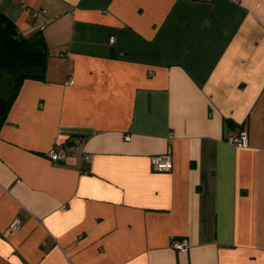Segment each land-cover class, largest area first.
Listing matches in <instances>:
<instances>
[{
    "label": "crops",
    "instance_id": "crops-1",
    "mask_svg": "<svg viewBox=\"0 0 264 264\" xmlns=\"http://www.w3.org/2000/svg\"><path fill=\"white\" fill-rule=\"evenodd\" d=\"M0 13L49 54L0 132V264H264V0ZM165 153L173 170L154 171Z\"/></svg>",
    "mask_w": 264,
    "mask_h": 264
},
{
    "label": "trees",
    "instance_id": "trees-1",
    "mask_svg": "<svg viewBox=\"0 0 264 264\" xmlns=\"http://www.w3.org/2000/svg\"><path fill=\"white\" fill-rule=\"evenodd\" d=\"M48 56L43 37H22L15 23L0 13V83L11 86L10 92L0 94V132L23 83L46 79Z\"/></svg>",
    "mask_w": 264,
    "mask_h": 264
},
{
    "label": "built area",
    "instance_id": "built-area-1",
    "mask_svg": "<svg viewBox=\"0 0 264 264\" xmlns=\"http://www.w3.org/2000/svg\"><path fill=\"white\" fill-rule=\"evenodd\" d=\"M111 42L114 43V38L111 39ZM70 84L74 83L73 78L70 79ZM126 140L129 141L130 137L127 136ZM228 141L231 144H234L238 147H247L248 138L246 134L241 133L239 135H233L228 138ZM68 155V151L65 146L61 145L59 142L55 144V147L48 153V158L55 163L63 162ZM86 159H89V156H86ZM151 165L154 171L156 172H171L173 170L174 164L173 159L170 153L158 154L152 156ZM65 208V207H63ZM22 220L20 218H15L11 223L8 231L11 234L17 233L21 229ZM173 246L182 252H187L189 249V244L186 241H174Z\"/></svg>",
    "mask_w": 264,
    "mask_h": 264
},
{
    "label": "rangeland",
    "instance_id": "rangeland-1",
    "mask_svg": "<svg viewBox=\"0 0 264 264\" xmlns=\"http://www.w3.org/2000/svg\"><path fill=\"white\" fill-rule=\"evenodd\" d=\"M10 84L8 81H3V83H0V94L5 95L8 92H10Z\"/></svg>",
    "mask_w": 264,
    "mask_h": 264
}]
</instances>
